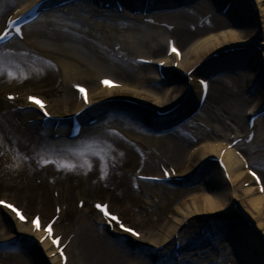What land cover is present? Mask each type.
<instances>
[{"label": "bare ground", "instance_id": "1", "mask_svg": "<svg viewBox=\"0 0 264 264\" xmlns=\"http://www.w3.org/2000/svg\"><path fill=\"white\" fill-rule=\"evenodd\" d=\"M99 3L102 6H99ZM153 5L157 9L154 14L157 16L155 22L151 21ZM0 6L2 7H0V34L9 31L8 38L0 41L1 50L8 46L7 50L11 56L15 53H22L17 43L25 40L28 47L34 49L33 51L36 50V53L42 52L53 57L55 62L61 65L66 74L65 77L72 82V90H68L71 95L74 93L77 95V90L80 89L78 86L85 89L87 101L84 100L82 93L78 107L72 113L74 115L78 112L74 117L79 125H82L79 137L84 134V123L87 125L89 122V127L94 119H98L99 122L106 117L109 120L112 119L115 113L110 112L105 105L110 102L116 91L125 93L131 90L134 94H141V90L142 94L150 95L151 99H154L156 105L154 113L158 110L164 112L177 104L176 110L186 117L197 111L201 101V96L194 101L195 94L187 90V87L193 85L195 79L202 77L208 62L217 59L216 63L219 64L217 70L219 71L216 76H222L223 68L232 70L237 66L236 75L232 76L238 87L237 94L236 92L231 94L230 90H227L219 81H215V78L211 79L207 86L208 95L203 108L207 107L209 99L214 107L212 110L214 113L208 115V122H203L206 130L204 135L209 139L189 151L187 157L190 164L194 163L191 164V169L194 172L203 173L199 179L209 186V190L202 196V203L198 201L199 197L192 196L190 200L175 205L162 227L150 239V244L159 250V254L169 250L170 263L183 264L185 260H194L191 251L185 249L206 253L205 256L203 255L204 260L210 261L211 257L219 254L214 247L216 249L221 247L223 254L227 250L232 251L231 254L236 264H264V191L261 190L264 187V173L259 168V163L256 165L248 153L255 154L259 151L260 157H256H264V134L257 137V131L264 123V90L262 91L264 89V0H0ZM174 6L180 8L199 6V11L203 12L208 9L214 10L215 28L209 29L204 33L205 35L201 36L203 31L195 32L190 27H186L190 25L191 18L176 14L172 17L178 20L179 28L173 37L172 31L169 32V23L159 20V16L168 13L171 15ZM119 8L122 10L120 11ZM1 9L5 14H1ZM10 9L12 11L7 13ZM245 25L248 28L245 29ZM16 28L21 29L22 36L16 33ZM120 31L126 32L122 49L136 55L134 60L138 64H134L141 69L142 73L144 72L143 75L141 73L127 74L135 85L126 81V75L123 80H119L115 76L104 74L105 71L114 73L112 70L118 68L116 61L121 60L119 57L125 59L131 56V54L125 56L119 52L123 51L118 49L120 44L114 34ZM173 45L182 55L181 61L172 51ZM139 59L151 61V64L139 62ZM190 70H192L191 73ZM96 74H99L98 86L93 82ZM36 78L41 79L38 76ZM100 79L112 81L114 84L116 81L119 85L107 87L100 83ZM9 83L15 84L16 81ZM2 89L6 91L5 97L7 93L15 95L14 100L19 98L21 92L32 91L29 89L19 91L5 85L0 88ZM198 89L201 92V88ZM179 90L182 91L179 92ZM174 93L175 104H169ZM24 94L26 95L25 105H23L32 109L35 106L26 101L28 95L40 99L43 97L40 93L34 92ZM22 99H24L23 96ZM46 100L50 107L49 100L47 98ZM5 101L8 103L7 99ZM88 104H90L89 108ZM33 110L39 116L37 120L39 123L43 124L48 120L51 122L43 125L44 128L47 126L54 130L59 123L60 125L65 124L70 132L74 131L71 125L73 115L61 116L63 118L60 119L58 114L52 112V117L47 119L39 109ZM103 110L106 112L103 113ZM91 111L96 114L83 122ZM196 116L198 113L194 114L192 119L197 122ZM116 117L120 121H128V116L121 112H118ZM156 117L159 118L157 115ZM153 125L156 126V124ZM137 137H142L145 142L154 140L142 136L141 133ZM212 137H217L216 142L212 141ZM164 141L160 143L166 144L174 158L182 154L188 143L173 134L168 135ZM251 142L256 144H254L253 152L249 150L248 144H252ZM3 162L7 164V158L0 160V163ZM191 169H187L186 172H190ZM249 170L256 175L249 174ZM253 177L256 179L258 177L257 180L260 183L257 181L255 183ZM57 195L54 196L57 200L54 215H58V218L55 217V220L53 215L45 221L41 213H37L41 225L39 230L32 226L34 221L26 227L25 223L28 222L21 219L17 221L16 216L4 207L0 206V212L6 213L8 220L15 228L27 231L26 236L29 239H35L36 245L46 253L49 263L72 264L68 244L78 235L75 232L76 236H66L64 240L56 229L66 209L65 205L59 204L60 196L57 198ZM79 200L84 199L81 197ZM95 201L93 204L96 203ZM84 206L85 203L82 207ZM22 215L25 220H29L25 207H22ZM208 215L215 218L217 227L225 228L226 239H230V243L215 241L213 247L202 239L205 238L202 234L193 236L192 230L191 233L187 232L188 229H185V226L192 222V227ZM49 224L53 229L51 237L45 230ZM119 233L116 231V234ZM177 233H181L179 236L182 241L174 240ZM121 234L124 233L121 232ZM52 239H59V246L54 244ZM172 242L173 247H171ZM177 242L180 244L178 249L176 248ZM65 243H67L66 247H64ZM136 245L134 242V246ZM225 245L227 248L224 247ZM56 246L58 250H63L67 262L64 260L62 263L58 255L53 256ZM105 247L108 252L106 257L108 264H124L126 261L134 264L130 258L132 254L136 256L133 259L139 260L140 263L142 259L145 260L142 255L137 256L135 252L113 250L111 245ZM125 247L122 246L123 249H127ZM82 251L86 263H89L90 259L95 260L98 256L96 250L90 251L89 245L86 248L83 247ZM176 254L180 256L179 259L175 257Z\"/></svg>", "mask_w": 264, "mask_h": 264}, {"label": "rangeland", "instance_id": "2", "mask_svg": "<svg viewBox=\"0 0 264 264\" xmlns=\"http://www.w3.org/2000/svg\"><path fill=\"white\" fill-rule=\"evenodd\" d=\"M199 9V6L175 8L172 11L173 14L171 12V15L168 13L159 16V20L169 23V32L172 31L171 35L174 37L179 23L172 15L178 14L191 18L190 25L188 24L186 27H190L195 32L203 31L200 34L202 36L209 29L215 28V19L214 10L208 9L203 12ZM11 11L12 9L7 13ZM1 14H5L2 9ZM154 14L153 19L157 20V16ZM246 28H248L247 25H245ZM114 35L120 44L118 49L123 51L119 52L125 56L130 55V52H125L122 49L126 32L120 31ZM17 44L22 53L14 52V56L8 52V46H5L4 50L0 49V88L5 85L19 91L26 89L32 91L21 92L19 96L21 98L16 99L15 103L14 101L7 103L4 95L6 91L0 90V160L7 158V164L0 163V198L12 200L24 206L30 217L40 212L46 221L54 215L57 201L54 196L58 193L57 198L60 196L58 202L61 206L65 205L66 209L63 218L56 225V229L64 240H66V236H76L75 232L78 235L76 239L74 238L75 242L72 241L68 244V253L72 264H108L106 245H111L113 250L135 252L137 256L142 255L145 258L140 263L139 260L133 259L136 256L129 255L134 264H176L169 262V250L159 254V250L151 246L150 239L162 227L175 205L190 200L192 196L199 197L198 201L202 203V196L209 190V186L199 179L203 173L194 172L191 169L194 163L191 162V165L187 157L189 151L209 139L204 135L206 130L203 122L207 123L208 115L214 113L210 99L207 102V107L202 108L196 116L197 122L191 118L190 121L180 126V131L174 129L170 132V136L173 134L188 142L185 151L183 150L179 155L180 157H172L166 144L160 143L167 139L168 134L167 132L159 133V128L171 117L157 118L154 113L156 107L154 99H151L150 95L142 94L141 90V94H134L131 90H127L125 93L116 91L110 102L105 105L110 112L115 113L111 117L112 119L103 118L101 122L87 127L79 139L71 140L68 138L65 124L57 130L55 127L54 130L52 127L45 126L44 128L37 121L39 117L37 112L35 113L32 108L24 106L26 95L24 93H40L49 100L52 112L64 116L74 112L78 107L77 96L75 93L71 95L69 92L72 90V82L67 80L63 68L57 61L55 62L53 57L42 52L36 53V50L33 51L34 49L28 47L25 40ZM135 57L134 54L125 59L119 57L121 60L116 61L118 68L113 70L111 68L114 73L105 71L104 74L115 76L119 80H123L126 75V81L135 85L130 77H127V74H144L134 64L137 63L134 60ZM216 62L217 59L209 61L206 69L203 70V75L216 74L219 71L217 70L219 64ZM113 63L115 64V62ZM236 67L232 70L223 68L222 76L215 77V81L222 83L227 90H230L231 94H235V92L237 94L238 90L232 78L236 75ZM82 70H84L83 67ZM37 76L41 79H37ZM98 76L99 74H96L93 81L96 86L99 85ZM14 81H16L15 84L9 83ZM89 85L91 86L92 83ZM167 87L168 84L166 89ZM187 90H191L195 94L194 101L197 100L199 89L196 80L193 81V85L187 87ZM174 95L175 93L169 104H175ZM93 111L86 115L88 119L96 114ZM118 112L127 115L128 121H120L116 117ZM153 113L156 118L152 115ZM176 113L174 116L183 117L178 111ZM153 124H156L157 127ZM53 131L59 134L58 138L54 137ZM139 133L144 137L154 139L153 142H145L142 137L138 138ZM263 134L264 123L257 131V137L259 138ZM216 139L217 137H212V141L216 142ZM251 143L248 144L249 150L251 149L253 152L255 150L253 147L256 144ZM248 153L256 165L259 163V168L264 173V157H256H260L259 151L255 154ZM46 159L55 160L57 163L44 164ZM65 163L74 164L76 167L74 170L66 169L63 167ZM162 165L174 166L180 179L163 183L142 180L137 177L139 173L162 177ZM187 169H191V171L186 172ZM180 173L182 174L180 175ZM81 197L84 199V207H78V200ZM95 200L108 201L111 207L120 213L125 222L141 231L143 237L133 241L126 234L117 235V230L115 232L108 231L107 227L101 224L102 220L93 208ZM214 219L213 216H205L200 223L197 222L191 227L192 222H190L188 226H185V229H188V233H191L192 230L193 236L202 234L205 237L202 239L213 247L215 241L230 243V239H226L225 228L217 227V222ZM25 225L29 227V223ZM26 235H28L27 231L15 228L8 220L6 213L0 212V264H51L48 262L44 250L36 245L35 239H29ZM179 235L181 233L176 234L175 241H182ZM134 242L137 244L136 246H134ZM173 242L171 247H173ZM88 245L90 251L91 249H93L92 251L96 250L98 256L95 260L90 259L89 263H86L82 249ZM122 246H126L129 251L123 249ZM224 247L227 248V245ZM231 248L233 250V247ZM214 249L219 254L211 257L210 261L204 260L206 253L185 249L191 251L194 260H185L183 264H236V260L231 254L232 251L229 252L226 249L227 251L223 254L221 253L223 248L216 249L214 247ZM236 256L238 255L236 254ZM175 257L180 258V256ZM124 264H132V262L126 261Z\"/></svg>", "mask_w": 264, "mask_h": 264}, {"label": "snow or ice", "instance_id": "3", "mask_svg": "<svg viewBox=\"0 0 264 264\" xmlns=\"http://www.w3.org/2000/svg\"><path fill=\"white\" fill-rule=\"evenodd\" d=\"M15 31H16V33L21 34V36H22V32H21V29H20V28H16ZM8 36H9V31H4L2 34H0V41H3V40H5V39H7ZM172 51H173L174 53H176V55H180L179 51L175 48L174 45H173V47H172ZM9 75H11V73H9ZM201 83L204 84L203 81H202ZM103 84H104L105 86H107V87L117 86V85H115L112 81H109V80H104V81H103ZM78 87H79V86H78ZM204 88H205V90L207 89V84H204ZM79 91H80L81 93L84 94L85 100H87V94H86L85 89L80 88ZM9 99H14V98H13V97H9ZM28 99H29L30 102H32L33 104L38 105L39 108H41V109H45V105H44V103H43L41 100H39L38 98H36V97H31V96H30ZM44 114L47 116V115H48L47 111H45ZM49 163H51V164H56L57 161H55V160H47V159L44 160V164H49ZM63 167L66 168V169L74 170L76 166H75L74 164H68V163H65V164L63 165ZM252 175L255 176L256 174L253 172ZM257 179H259V178L257 177ZM261 190L264 191V187H262ZM0 204H3L4 207H6V208H8V209H11V211L15 212L16 215H17L21 220H25V217L22 215V213H21L19 210H17L12 204H7V203H4L3 201H0ZM97 207H98V208H101V211L104 212L105 215H108V212H107V206H106V205L103 206V207H101L100 205H97ZM111 219H112L113 221H116V220H117V217H115V216H111ZM34 225H35V227L37 228V230L40 229V226H41V225H40V220H39V218H36V219L34 220ZM121 227L123 228V230H124L125 232H131V234H132L133 236H138V233H136L135 231H132V230L129 229V228L124 227L122 224H121ZM46 231H47L48 236L51 237L52 234H53V229H52V225H51V224H49V225L47 226ZM52 242H53L54 244H56L57 246H59V239H53ZM60 254L63 255V250H62V249L60 250Z\"/></svg>", "mask_w": 264, "mask_h": 264}]
</instances>
